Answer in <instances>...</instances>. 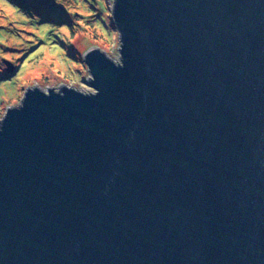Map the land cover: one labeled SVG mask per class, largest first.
I'll return each mask as SVG.
<instances>
[{"label": "water", "instance_id": "1", "mask_svg": "<svg viewBox=\"0 0 264 264\" xmlns=\"http://www.w3.org/2000/svg\"><path fill=\"white\" fill-rule=\"evenodd\" d=\"M112 17L92 92L32 87L0 121V264H264V0Z\"/></svg>", "mask_w": 264, "mask_h": 264}, {"label": "rangeland", "instance_id": "2", "mask_svg": "<svg viewBox=\"0 0 264 264\" xmlns=\"http://www.w3.org/2000/svg\"><path fill=\"white\" fill-rule=\"evenodd\" d=\"M112 4L113 0H0V121L32 87L46 91L65 85L92 92L86 52L99 48L113 60L119 58Z\"/></svg>", "mask_w": 264, "mask_h": 264}, {"label": "trees", "instance_id": "3", "mask_svg": "<svg viewBox=\"0 0 264 264\" xmlns=\"http://www.w3.org/2000/svg\"><path fill=\"white\" fill-rule=\"evenodd\" d=\"M8 76H5L4 78H7Z\"/></svg>", "mask_w": 264, "mask_h": 264}]
</instances>
